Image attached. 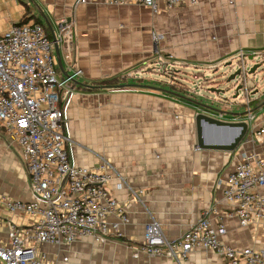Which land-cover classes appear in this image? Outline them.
I'll return each instance as SVG.
<instances>
[{"label":"crops","instance_id":"0c3cea01","mask_svg":"<svg viewBox=\"0 0 264 264\" xmlns=\"http://www.w3.org/2000/svg\"><path fill=\"white\" fill-rule=\"evenodd\" d=\"M75 2L0 0V32L21 20L45 24L44 14L53 39L52 32L58 36L64 21L73 22L72 42H58L63 67L58 65V76L76 73L67 119L68 132L76 142L75 157L82 166L97 167L100 157L113 164L126 185L119 188L113 180L108 188L130 221L111 214L109 224L118 223V233H111L104 243L87 237L65 249L40 244L48 263L178 264L164 256L135 257L133 247L144 241L145 227L153 218L168 238H178L210 207L217 209L214 217H222L226 225L224 242L237 249H264V222L241 226L235 205L224 197L225 181L243 154L264 157V141L251 140L264 114L252 121L234 151L203 149L198 146L196 129L199 107L160 89L166 86L142 82L162 72L170 81L191 78L204 86L205 79L220 73L226 77L227 68L235 71L241 50L254 62L264 60V0H200L197 6L183 4L172 9L162 3L157 11L137 4L95 1L76 6ZM119 7L140 9L145 16L164 15L166 26L156 29L143 21L134 31H126L121 18L98 15L100 8ZM154 32L162 38L155 41ZM170 67L173 75L168 73ZM251 79L246 81L250 94L258 89L249 85ZM258 90L254 100L250 95V102L262 101L264 91ZM206 138L218 139L212 129ZM8 139L0 133V192L28 201V175L17 147H11ZM33 221L29 214L12 213L0 204V246L9 243L12 224L25 227ZM222 260L217 252L197 249L184 264H222Z\"/></svg>","mask_w":264,"mask_h":264},{"label":"built area","instance_id":"2783aa9c","mask_svg":"<svg viewBox=\"0 0 264 264\" xmlns=\"http://www.w3.org/2000/svg\"><path fill=\"white\" fill-rule=\"evenodd\" d=\"M95 1L137 4L153 11L159 10L162 3L168 9L200 3V0H76L75 5ZM73 29L72 21H64L57 42H72ZM153 38L158 41L162 35L154 32ZM54 49L46 27L35 21L12 23L0 32V133L8 135L11 147H17L31 193V199L23 201L0 192V204L12 213H27L34 219L25 227L10 226L9 243L0 246L3 264H49L40 244L65 249L87 237L94 243H104L111 233H118V223L109 224L111 214L120 215L125 223L130 221L108 188L113 180H117L119 188L126 185L113 164L103 157L97 167L77 163L76 142L67 123L73 95L71 83L76 73L58 76ZM237 57V67L245 79L250 60L242 50ZM168 73L173 75V69ZM166 79L175 82V78ZM243 90L249 107L251 88L245 83ZM244 120L250 126L255 115L249 111ZM251 135V140L264 141V119ZM224 197L235 205L241 226L264 222V157L245 152L225 181ZM216 213L214 207L203 210L200 218L178 238H168L160 222L153 218L145 227L144 241L133 247V255L164 256L184 264L194 250L201 249L217 252L223 258L222 264H264V249H237L224 242L227 228L222 217H214Z\"/></svg>","mask_w":264,"mask_h":264},{"label":"rangeland","instance_id":"374dc122","mask_svg":"<svg viewBox=\"0 0 264 264\" xmlns=\"http://www.w3.org/2000/svg\"><path fill=\"white\" fill-rule=\"evenodd\" d=\"M99 16L102 17H111V18H117V19H122L123 22L125 23L124 27L126 31H134V27L136 25H140L143 21L149 22L151 27L157 28H164L165 23H164V15L157 14L153 16H145L143 12L140 9H132L131 7L129 8H117V9H109L105 10L103 8L99 9ZM167 25H170V22L167 23ZM119 27V26H118ZM256 64H260L259 67L256 68V73L255 74H250L249 78L251 77L252 79L250 80L249 85L251 86H256V89H260V91H264V60H259V61H248V72L251 68H253ZM227 72L223 74L229 75L231 72H229L230 68L225 69ZM162 73V72H161ZM160 72L152 73L151 76L146 78L145 80H142L143 83H149L151 85H157V86H166L168 90H170L169 84H164L167 82L166 78H163ZM220 73V72H219ZM221 74L219 76L221 77ZM58 75L61 76V74L58 72ZM220 77H215V79H219L220 81L218 83H214L211 85H205V86H200L199 81H194L191 78L186 80V91L185 93H181L189 98H194V99H199L203 103L206 104H212L221 109L225 110L227 112L233 113V114H248L246 113L247 110L255 108L256 103L253 101L249 107L246 104V96L244 93V90L241 89L239 91V94L237 97H234L236 94L234 91V88H229V84L225 82V76L224 78ZM188 87L190 88L189 92ZM209 88H215V89H220L224 90V92L220 93H214L210 92ZM255 96L252 95V99L254 100ZM264 97H262L263 99ZM252 113L255 115V119L259 118L261 115L264 114V107L261 109H256L252 111ZM225 116H230L229 114H225Z\"/></svg>","mask_w":264,"mask_h":264},{"label":"water","instance_id":"95a60500","mask_svg":"<svg viewBox=\"0 0 264 264\" xmlns=\"http://www.w3.org/2000/svg\"><path fill=\"white\" fill-rule=\"evenodd\" d=\"M42 16L45 19L46 26L48 28H51V25L48 22V20H46L45 15L42 14ZM52 34H53V42H54V47H55V53H56L57 60H58V65L63 70L62 61H61L60 52H59V46L57 42V36L55 35L54 32H52ZM252 59L253 58H250L249 60L251 61ZM259 65L260 64H256L253 68H251L249 72L247 73V77H249L250 74H255L256 68L259 67ZM241 73H242L241 68L237 67L235 71L231 72L225 78V82L229 84V88H234V91L236 93L234 97L238 96L239 91L243 89L247 81V77L244 79ZM65 75L68 76V73H66ZM88 86L92 88L99 87L95 85H88ZM118 87H121V85H119ZM148 87H152V86H148ZM152 88H156V87H152ZM160 89L168 93H171L173 95H177L186 100H189L195 103L199 107L200 110L196 115V129H197L198 146L200 148L234 151L235 149L238 148L242 140L247 135L250 126H249V123L246 120H244V116H245L244 114H233V113H230V112H227L225 110H221L215 107L213 103L206 104V103H203L199 99L189 98L171 89L170 90L163 89V88H160ZM209 91L214 92V93L224 92V90L215 89V88H209ZM258 91L259 90L257 89L250 95L251 96L255 95L256 93H259ZM263 107H264V100L258 105L257 109H261ZM254 110L255 108L249 109L246 111V113H248L249 111L252 112ZM225 114H229L233 118L231 120L222 119L221 116ZM209 129H212L215 132L218 138L217 140L209 141L206 138V133ZM0 264H3V263L0 261Z\"/></svg>","mask_w":264,"mask_h":264},{"label":"trees","instance_id":"16d2710c","mask_svg":"<svg viewBox=\"0 0 264 264\" xmlns=\"http://www.w3.org/2000/svg\"><path fill=\"white\" fill-rule=\"evenodd\" d=\"M21 22H25L24 20H21ZM35 22H37V23H41V24H43L45 27H46V29H47V32H48V35H49V37L51 38V35H50V33H49V31H48V27L44 24V23H42V22H38V21H35ZM59 70V69H58ZM215 77H220L219 75H216ZM215 77H213V78H208V79H205L204 81H203V84L202 85H211V84H214V83H218L220 80L219 79H215ZM220 78H222V77H220ZM175 82H173V83H169V86H170V89L171 90H173V91H175V92H177V93H179V92H181V93H185V91H186V83L184 82V81H182V80H179V79H175L174 80ZM264 99H262V101H263ZM262 101H260L259 99H257V102L259 103H261ZM253 101H251L250 103H249V105L252 103ZM258 107V104L256 103V106H255V109Z\"/></svg>","mask_w":264,"mask_h":264}]
</instances>
